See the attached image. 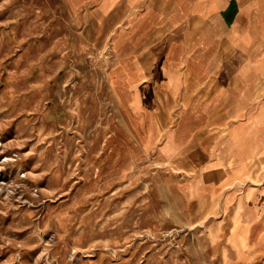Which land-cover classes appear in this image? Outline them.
Here are the masks:
<instances>
[{
	"label": "rangeland",
	"instance_id": "374dc122",
	"mask_svg": "<svg viewBox=\"0 0 264 264\" xmlns=\"http://www.w3.org/2000/svg\"><path fill=\"white\" fill-rule=\"evenodd\" d=\"M95 5L0 0V264H264V161L169 156L195 99H130Z\"/></svg>",
	"mask_w": 264,
	"mask_h": 264
},
{
	"label": "crops",
	"instance_id": "0c3cea01",
	"mask_svg": "<svg viewBox=\"0 0 264 264\" xmlns=\"http://www.w3.org/2000/svg\"><path fill=\"white\" fill-rule=\"evenodd\" d=\"M66 1L74 11L95 2L116 26L114 45L132 64L130 99L141 89L153 104L160 85L195 99L172 128L185 134L169 156L224 165L226 179L249 178L247 164L264 161V0Z\"/></svg>",
	"mask_w": 264,
	"mask_h": 264
},
{
	"label": "bare ground",
	"instance_id": "6f19581e",
	"mask_svg": "<svg viewBox=\"0 0 264 264\" xmlns=\"http://www.w3.org/2000/svg\"><path fill=\"white\" fill-rule=\"evenodd\" d=\"M236 215H237V214H236ZM236 215H235V216H236ZM239 218H240V217H239ZM235 223H236V222H235ZM236 225H237V224H236ZM236 225H235V226H236Z\"/></svg>",
	"mask_w": 264,
	"mask_h": 264
}]
</instances>
